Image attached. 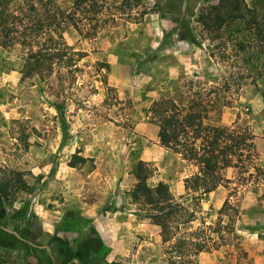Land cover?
<instances>
[{"label": "rangeland", "instance_id": "rangeland-1", "mask_svg": "<svg viewBox=\"0 0 264 264\" xmlns=\"http://www.w3.org/2000/svg\"><path fill=\"white\" fill-rule=\"evenodd\" d=\"M19 3L22 22L0 36L16 43L0 45V166L26 187L0 198V264H171L173 242L131 196L139 160L155 171L150 184L166 182L197 210L178 235L208 250L178 264H264V174L224 169L192 201L193 167L161 144L148 116L185 79L228 86L232 103L208 123L248 130L264 170V77H254L264 70V0H110L96 37L67 26L64 61L31 77L22 73L30 43L48 37ZM83 237L101 246L85 256Z\"/></svg>", "mask_w": 264, "mask_h": 264}, {"label": "trees", "instance_id": "trees-1", "mask_svg": "<svg viewBox=\"0 0 264 264\" xmlns=\"http://www.w3.org/2000/svg\"><path fill=\"white\" fill-rule=\"evenodd\" d=\"M20 1L28 6V10L36 12L37 35L48 37L45 42L30 43L22 73L24 77H31L43 69L50 71L54 65L64 61L70 49L64 39L67 26L75 27L84 36L96 37L103 27L100 21L103 20L110 0H72L69 8L58 0H0V36L3 38H7L13 29L16 31L17 23L22 22L17 14V8L21 7ZM114 14H109L112 22L116 20ZM104 20L108 21L107 18ZM13 39L7 43L0 41V45L13 46L16 44ZM73 53L81 55V52ZM66 60L69 63L67 65L72 63V58ZM254 77L263 78L264 70ZM185 81L176 96L162 95L154 100L148 116L159 128L161 144L193 167V171L184 179L186 195L192 201L200 202L204 194L214 190L219 183L221 171L227 168H238L246 172L253 168L258 174H264V170L254 163V138L248 130L235 125L220 127L208 123L213 112L232 103L234 98L229 94L228 86L205 87L200 85L201 80L194 78ZM195 86L197 90H194ZM261 94L264 99V89ZM154 173L149 164L139 160L132 169L136 184L131 196L136 202L149 206V217L160 228L163 242H173L176 259H171V264H178L177 258L192 259L207 251L206 243L190 241L178 235L180 227L191 222L197 210L179 202L166 182L150 184L149 180ZM25 187L20 172L8 173L0 166L1 199L10 201L19 189ZM229 203V200L226 201L225 207ZM78 245L85 256L101 246L93 237H83Z\"/></svg>", "mask_w": 264, "mask_h": 264}]
</instances>
